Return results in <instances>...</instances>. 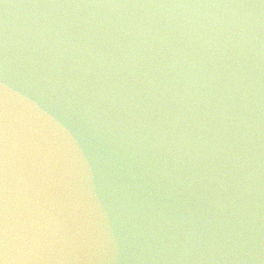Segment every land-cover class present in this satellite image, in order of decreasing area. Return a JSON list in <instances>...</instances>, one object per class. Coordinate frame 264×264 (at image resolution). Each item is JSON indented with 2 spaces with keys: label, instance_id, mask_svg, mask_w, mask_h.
<instances>
[{
  "label": "clouds",
  "instance_id": "obj_1",
  "mask_svg": "<svg viewBox=\"0 0 264 264\" xmlns=\"http://www.w3.org/2000/svg\"><path fill=\"white\" fill-rule=\"evenodd\" d=\"M0 248L264 264V0L5 4Z\"/></svg>",
  "mask_w": 264,
  "mask_h": 264
},
{
  "label": "water",
  "instance_id": "obj_2",
  "mask_svg": "<svg viewBox=\"0 0 264 264\" xmlns=\"http://www.w3.org/2000/svg\"><path fill=\"white\" fill-rule=\"evenodd\" d=\"M18 0H0V20L3 19L4 15V5L5 4H14L17 3ZM0 260H3V250L0 248Z\"/></svg>",
  "mask_w": 264,
  "mask_h": 264
}]
</instances>
